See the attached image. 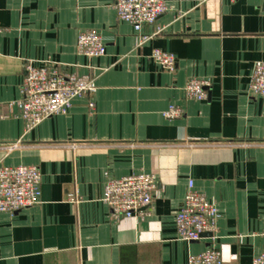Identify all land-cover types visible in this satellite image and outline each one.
<instances>
[{"label": "crops", "instance_id": "0c3cea01", "mask_svg": "<svg viewBox=\"0 0 264 264\" xmlns=\"http://www.w3.org/2000/svg\"><path fill=\"white\" fill-rule=\"evenodd\" d=\"M168 1L142 28L162 31L139 45L115 0H0V163L42 174L40 203L0 211V264H189L213 243L223 264L264 255V100L248 90L264 61V0ZM86 30L102 35L104 55L78 53ZM154 49L176 55L174 71ZM27 61L92 75L95 107L78 98L26 130L17 102ZM193 78L211 81L205 100L187 97ZM171 105L180 116L165 117ZM141 171L158 178L148 214L115 221L107 178ZM190 179L220 209L215 242L178 237Z\"/></svg>", "mask_w": 264, "mask_h": 264}, {"label": "built area", "instance_id": "2783aa9c", "mask_svg": "<svg viewBox=\"0 0 264 264\" xmlns=\"http://www.w3.org/2000/svg\"><path fill=\"white\" fill-rule=\"evenodd\" d=\"M234 1V0H233ZM118 18L129 22L136 33L137 43L143 44L161 32L157 29L152 35L144 34V25L155 24L158 18L171 10L168 0H115ZM79 54L99 57L106 53V43L102 35L95 30H86L79 34L77 41ZM152 59L163 69L174 71L177 57L172 52L154 49ZM208 79H190L185 92L187 97L196 100L207 98ZM98 86L89 73L78 74L57 63L43 61L25 63V77L21 87V98L17 104L25 123L30 130L44 119L66 113L78 98H87L91 109L95 107L94 96ZM249 92L264 100V61H255L249 83ZM165 117L181 115V109L171 105ZM158 178L155 173L135 172L122 177H108L104 187L103 202L110 208L115 221L123 217L143 216L153 203ZM42 174L35 165H5L0 163V211L17 212L41 201ZM76 201L75 193L69 194ZM220 209L206 195L194 187L189 180L188 191L183 204L175 214V226L178 237L188 241H197L206 233L211 234L215 242L218 238ZM223 255L216 243L198 254H191L189 264H223ZM252 264H264V255Z\"/></svg>", "mask_w": 264, "mask_h": 264}, {"label": "water", "instance_id": "95a60500", "mask_svg": "<svg viewBox=\"0 0 264 264\" xmlns=\"http://www.w3.org/2000/svg\"><path fill=\"white\" fill-rule=\"evenodd\" d=\"M210 234V233H209ZM211 235V234H210Z\"/></svg>", "mask_w": 264, "mask_h": 264}]
</instances>
